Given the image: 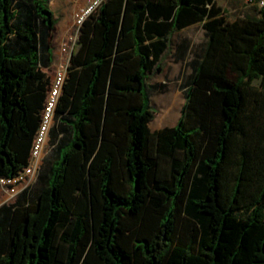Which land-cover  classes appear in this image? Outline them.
<instances>
[{
  "label": "trees",
  "instance_id": "obj_1",
  "mask_svg": "<svg viewBox=\"0 0 264 264\" xmlns=\"http://www.w3.org/2000/svg\"><path fill=\"white\" fill-rule=\"evenodd\" d=\"M223 17L216 0H106L85 20L54 115L69 142L0 208V264H264V14ZM197 24L180 119L153 132L149 75ZM56 26L49 0H0V178L32 162Z\"/></svg>",
  "mask_w": 264,
  "mask_h": 264
},
{
  "label": "rangeland",
  "instance_id": "obj_2",
  "mask_svg": "<svg viewBox=\"0 0 264 264\" xmlns=\"http://www.w3.org/2000/svg\"><path fill=\"white\" fill-rule=\"evenodd\" d=\"M60 1L64 2L65 0H49V7L54 12L55 18L57 19L52 45L53 61L49 66L52 70L60 66H65L67 59H69L70 49L63 50L61 44L69 33L73 31L75 19L81 8L78 6L76 0L73 5L69 7L64 16ZM216 4L221 7L223 11L224 23L241 20L247 15H256L259 11L256 6L248 5L241 0H216ZM64 17L68 20L69 25L62 34L61 26ZM188 33L195 39V44L191 51L192 58L188 59L183 64H168V62L162 61L159 67L149 75L147 82L150 87V108L153 110V119L149 126L153 132L165 127H173L179 121L181 109L185 104L184 91L187 88L192 73L190 62L202 51L207 43L208 36L202 24L194 25ZM56 127L58 128L56 129L57 138L55 139L51 136V132ZM69 139L70 135L66 127L62 125L58 126L54 116L42 151L39 157L33 160L29 172L24 175L22 180L16 181L15 184L13 183L12 185L8 184L9 186L4 185V187H0V208L24 203L37 188L40 173L46 169L47 161L56 160L57 147L59 145H66ZM163 165H165V162H163Z\"/></svg>",
  "mask_w": 264,
  "mask_h": 264
},
{
  "label": "built area",
  "instance_id": "obj_3",
  "mask_svg": "<svg viewBox=\"0 0 264 264\" xmlns=\"http://www.w3.org/2000/svg\"><path fill=\"white\" fill-rule=\"evenodd\" d=\"M243 3H246L248 5L256 6L259 11H261L264 14V0H241ZM106 2V0H86L84 4L78 2V6L81 7L79 13L77 14V17L74 22L73 31L69 33L67 38L62 42L61 46L63 50L70 49L69 53V59L66 61L65 66H60L59 68L54 70V76H53V82L52 86L50 88V91L48 93V98L46 102V106L44 109L43 114V120L40 127V130L38 132V135L36 137L34 149H33V159L38 158L45 140L47 139L48 133L50 131L51 125L53 123V118L55 115V110L59 102L60 95L63 90V86L66 82L67 77V71L69 66V61L71 58L72 50L75 46V44L79 40L80 32L83 23L85 20L94 12L99 10V8ZM61 48V49H62ZM31 162V164H32ZM30 166L25 170L24 173H22L20 176L15 177L13 179H4L0 178V187H4V185H12L15 184L16 181L22 180L24 175L29 172ZM5 183V184H4ZM9 184V185H8Z\"/></svg>",
  "mask_w": 264,
  "mask_h": 264
},
{
  "label": "crops",
  "instance_id": "obj_4",
  "mask_svg": "<svg viewBox=\"0 0 264 264\" xmlns=\"http://www.w3.org/2000/svg\"><path fill=\"white\" fill-rule=\"evenodd\" d=\"M76 0H65L64 2H61V8L63 11V15H66V11L73 5V3ZM77 2H80L84 4L86 0H77ZM68 20L66 17H64V21L62 22L61 26V32L62 34L66 31L68 28ZM193 26L182 29L180 31L175 32L171 38H170V44L169 49L164 53V55L161 58V62H168V64H183L188 59L192 58V48L195 44V39L191 37L188 33L190 29H192Z\"/></svg>",
  "mask_w": 264,
  "mask_h": 264
}]
</instances>
